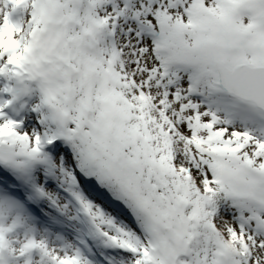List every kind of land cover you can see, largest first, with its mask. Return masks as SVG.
I'll return each instance as SVG.
<instances>
[{
  "label": "snow or ice",
  "instance_id": "1",
  "mask_svg": "<svg viewBox=\"0 0 264 264\" xmlns=\"http://www.w3.org/2000/svg\"><path fill=\"white\" fill-rule=\"evenodd\" d=\"M0 264H264V0H0Z\"/></svg>",
  "mask_w": 264,
  "mask_h": 264
}]
</instances>
